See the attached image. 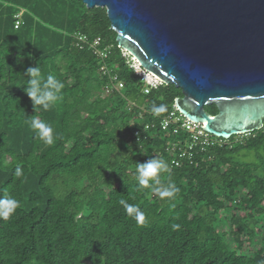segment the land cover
I'll use <instances>...</instances> for the list:
<instances>
[{
	"label": "trees",
	"instance_id": "obj_1",
	"mask_svg": "<svg viewBox=\"0 0 264 264\" xmlns=\"http://www.w3.org/2000/svg\"><path fill=\"white\" fill-rule=\"evenodd\" d=\"M77 33L101 38L107 58L79 50ZM37 66L64 84L48 111L34 109L24 91L26 69ZM103 66L122 90H107ZM142 89L104 9L77 0H0V195L20 202L0 219V264H264V126L198 155L193 166L171 168L167 148L178 137L156 126L138 144L135 130L158 120L135 119L161 104L163 118L182 94L171 85ZM33 119L53 127L52 145L35 137ZM149 158L168 163L161 180L179 188L174 199L139 189L136 166ZM120 199L145 213L143 225Z\"/></svg>",
	"mask_w": 264,
	"mask_h": 264
},
{
	"label": "water",
	"instance_id": "obj_2",
	"mask_svg": "<svg viewBox=\"0 0 264 264\" xmlns=\"http://www.w3.org/2000/svg\"><path fill=\"white\" fill-rule=\"evenodd\" d=\"M77 1L106 11L118 47L180 90L177 111L204 132L227 141L263 129L264 0Z\"/></svg>",
	"mask_w": 264,
	"mask_h": 264
},
{
	"label": "built area",
	"instance_id": "obj_3",
	"mask_svg": "<svg viewBox=\"0 0 264 264\" xmlns=\"http://www.w3.org/2000/svg\"><path fill=\"white\" fill-rule=\"evenodd\" d=\"M21 17L22 11H20L14 18L15 29H18L22 25ZM73 40L75 42V46L79 50H84L88 47L93 51L94 55L101 60L107 58L109 48L103 49L101 47V38L90 40L87 36L77 33L73 35ZM119 49L121 53H124V50L121 48ZM132 58L133 57H131V61L136 65L133 68L134 70H132L139 78L140 82L143 83V94H149L150 91L163 85L161 80H159L156 76L142 70L137 61ZM99 73L108 78L109 87H107V90L120 91L124 88V85L120 82L118 75L114 74L110 68L103 66L101 67ZM146 116H150L152 119L158 120L157 125H151L149 123L145 124L141 129L135 130L133 137L138 144H140L142 140L151 139V135L148 134V131L156 126H158L161 132L171 133L172 135L178 137V139L167 148V152L170 154L171 158L169 161L171 168H181L185 165L193 166L195 165V159L198 155H203L211 149L222 147L226 145V142L228 141L221 140L207 134L204 132L202 124L190 122L177 111L175 106L173 107V110L163 118H159V116H155L152 112L141 109L135 121L143 122Z\"/></svg>",
	"mask_w": 264,
	"mask_h": 264
},
{
	"label": "clouds",
	"instance_id": "obj_4",
	"mask_svg": "<svg viewBox=\"0 0 264 264\" xmlns=\"http://www.w3.org/2000/svg\"><path fill=\"white\" fill-rule=\"evenodd\" d=\"M24 75L28 77L24 91L31 100L34 109L48 111L60 99L64 84L52 74L47 75L46 78L43 77L38 66L27 68ZM166 111L167 108L163 104L153 105L151 108V112L155 116H160ZM31 128L34 130L35 137L43 141L45 145L54 143V130L50 124L43 120L33 119ZM168 170L169 165L162 158H149L144 163H137L135 179L139 189H154L161 199H174L180 191L179 188L172 183L165 186L161 180V173L168 172ZM20 174V170L17 169L16 175ZM119 204L123 206L126 214L135 219L138 224L145 223L146 215L137 205L129 204L125 199H120ZM19 207L20 202L7 191L0 195V219L8 220ZM172 227L173 230H177L180 226L174 224Z\"/></svg>",
	"mask_w": 264,
	"mask_h": 264
},
{
	"label": "rangeland",
	"instance_id": "obj_5",
	"mask_svg": "<svg viewBox=\"0 0 264 264\" xmlns=\"http://www.w3.org/2000/svg\"><path fill=\"white\" fill-rule=\"evenodd\" d=\"M122 54H123V55H122ZM121 55L124 56L123 58H125L127 61H129L131 69H133V68L136 66L135 63H133V62L131 61V56H130L126 51H124V53L122 52ZM132 59H133V58H132ZM133 70H134V69H133ZM240 140H241V138H240Z\"/></svg>",
	"mask_w": 264,
	"mask_h": 264
}]
</instances>
